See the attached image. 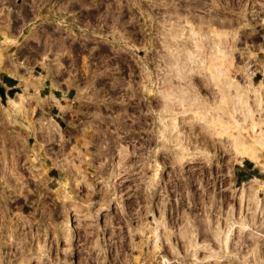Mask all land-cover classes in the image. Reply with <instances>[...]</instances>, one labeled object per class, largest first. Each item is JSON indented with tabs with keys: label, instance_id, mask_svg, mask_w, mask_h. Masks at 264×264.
Here are the masks:
<instances>
[{
	"label": "rangeland",
	"instance_id": "374dc122",
	"mask_svg": "<svg viewBox=\"0 0 264 264\" xmlns=\"http://www.w3.org/2000/svg\"><path fill=\"white\" fill-rule=\"evenodd\" d=\"M66 2L0 0V170H21L24 193L0 204V241L22 231L13 264H264V0H86L81 27ZM177 24L213 45L226 34L216 81L239 86L249 119L191 80L215 108L166 131L161 57ZM70 32L86 49L70 52Z\"/></svg>",
	"mask_w": 264,
	"mask_h": 264
},
{
	"label": "bare ground",
	"instance_id": "6f19581e",
	"mask_svg": "<svg viewBox=\"0 0 264 264\" xmlns=\"http://www.w3.org/2000/svg\"><path fill=\"white\" fill-rule=\"evenodd\" d=\"M177 25L175 26L173 25L174 28L171 29L170 32L167 31L169 32L167 34V37L165 34L163 46L166 47V49L167 48L168 49L165 55L163 56L160 55L162 56L161 63L165 64L166 67L168 68L167 69L168 73L163 78V81H162L163 86L161 87L164 92V93L162 92V98L164 100H162V103H161L163 106V109L161 110L160 117H162L161 118L162 121H165L166 116L171 117V120H169L168 122L164 124L165 129L166 127H168L169 128L168 131H171L172 129L177 128L178 125L176 124V122L173 125V121H176L178 119L177 116L179 114H183L187 116L191 115V111L194 110V107L197 110H202L205 113V115L207 114L209 115V113H211V110L213 111V109L215 108L214 106L210 104L211 102H209L208 98H202L200 97L199 92L193 91L194 83H192L191 80L192 81L197 80L199 84L201 85V88L204 90H207L208 92L210 90L212 91L216 90L215 87L219 88V90L222 92L223 101L224 99H227L228 102H230V101H233L234 99L235 101L233 102L235 103L238 101L241 102V105L243 106H240V107L244 111L242 112L245 116V121L249 119L252 116L253 110L248 107L247 101L244 100V98L242 97L244 94L241 93L239 86L227 81L226 79L220 82L216 81V79L219 78L220 76L225 77L228 72V67L224 65V62H221L220 65L216 63V61L218 60V57L219 56L227 57V56L232 55V51L229 49L230 45L228 46L227 44L228 42L226 41L225 36H224L226 34L224 33L223 35L224 37H223L222 34L219 35V33H216L215 35L218 38H216V43L215 45H213L211 41H209L212 39L210 37L209 39L206 35L207 33L202 31L203 29V27H201L202 25L200 26L198 30L197 29L195 30L194 28L187 29L188 30L187 33H185L186 31L185 25H182V24L178 26ZM189 42H191L192 44ZM208 44H211L210 46L212 48L208 47ZM171 48H174V50L170 51ZM195 73H201V74H204V76L197 77L194 75ZM33 78L38 83H41L42 80L44 79V76L34 75ZM232 86H237L235 97H231L230 95ZM12 103L15 106L20 107V108L25 106L24 99H20L19 101L12 102ZM177 109H179L180 111H177ZM221 110H222V116L220 115L217 118H221V117L224 118L225 117L224 115L225 114L227 115L228 114L227 111L230 109H227L226 106H224L221 108ZM197 113L200 114V112L198 111ZM218 113L219 112H217L216 114L219 115ZM4 114L6 116V119L10 121L8 114L3 113L2 115ZM212 114L209 116V118L213 120L214 114L213 115ZM239 121L240 120H237V123H239L238 125H241ZM4 124L6 125V123ZM4 124H2L3 127H4ZM20 136L21 134H18V135H15L14 139H11L9 135H6V137H8L16 145H19L20 143L24 144L23 141L18 142V139L21 138ZM156 176H159L158 173L156 174ZM245 186L247 185L245 184ZM65 223H66L65 227L66 229H68V226L70 224V217H69V220H67V222ZM241 225L243 226L244 222ZM9 236L13 238L12 233H10ZM29 262H30L29 259L26 260V264H29Z\"/></svg>",
	"mask_w": 264,
	"mask_h": 264
},
{
	"label": "flooded vegetation",
	"instance_id": "af4514ba",
	"mask_svg": "<svg viewBox=\"0 0 264 264\" xmlns=\"http://www.w3.org/2000/svg\"><path fill=\"white\" fill-rule=\"evenodd\" d=\"M83 1V3H81ZM113 1V0H111ZM85 2L86 0H67V2L64 5H59L58 4L56 6L57 9L62 6L63 8L66 7V12H67V16L68 17H72V15H77V17H75L73 19V21L77 24V22L79 23V27L86 25L87 21H88V16H87V12L85 10ZM81 3V4H80ZM77 4H80V6L78 7ZM73 18V17H72ZM117 18V22L120 21L119 16L116 17ZM70 23L72 22V19L69 18ZM65 28V29H64ZM64 30H67L66 27H64ZM85 28V27H84ZM59 28L58 27H54V31H57ZM70 30V29H69ZM54 41L53 44L58 45V38L57 35L54 34ZM66 47L70 50V52L72 53V50H76L77 48L79 49H86V46H82L83 44H76L74 42H72L71 38V32L70 33H66L65 35L63 34V38H66ZM74 43V44H73ZM79 46V47H78ZM80 50V49H79ZM78 54H80V52L78 51ZM72 55V54H71ZM94 56V55H93ZM94 63V65H102L103 63H98L96 61H92ZM120 64L118 62H115L114 66H119ZM119 82V80H117ZM7 148V147H6ZM1 150V148H0ZM22 154H17L16 159L19 162V167H21V157ZM1 154H0V162H1ZM19 157V158H18ZM23 173L21 170H17L16 172H10V171H6L3 172L0 170V204H8L9 202H11L13 199H11V196L13 194L17 195L15 197V200L17 203H19V206H23V180L22 177ZM15 186V187H14ZM14 191V192H13ZM38 204V203H36Z\"/></svg>",
	"mask_w": 264,
	"mask_h": 264
},
{
	"label": "built area",
	"instance_id": "2783aa9c",
	"mask_svg": "<svg viewBox=\"0 0 264 264\" xmlns=\"http://www.w3.org/2000/svg\"><path fill=\"white\" fill-rule=\"evenodd\" d=\"M113 1H116V2H120V0H113ZM132 18H135V16L133 15ZM24 223L21 222V218H18V219H14V221L12 223L9 224V226H12L15 227V226H18V225H23ZM14 230H11L9 233H12L13 234V239L10 238L9 235H7L8 237H6V239H3L1 242H7V241H14L15 242V249H14V252H12L10 255H9V252H11V250H2L3 249V245L0 244V264H13V261L15 260V263H17V259L19 257H21V253L20 252V249L22 250V244L19 245V250H17V241L20 240V243H21V238H22V231H18V234L20 237H18L16 235V229L13 228ZM2 248V249H1ZM5 248V246H4ZM19 252V253H18Z\"/></svg>",
	"mask_w": 264,
	"mask_h": 264
}]
</instances>
